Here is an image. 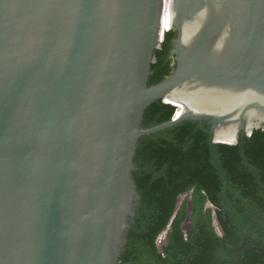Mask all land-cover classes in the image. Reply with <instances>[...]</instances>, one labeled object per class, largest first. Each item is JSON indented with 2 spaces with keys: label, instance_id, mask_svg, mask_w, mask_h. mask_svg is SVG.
<instances>
[{
  "label": "water",
  "instance_id": "obj_1",
  "mask_svg": "<svg viewBox=\"0 0 264 264\" xmlns=\"http://www.w3.org/2000/svg\"><path fill=\"white\" fill-rule=\"evenodd\" d=\"M172 29L175 71L149 86ZM201 82L215 113L143 127ZM185 121L211 147L264 130V0H0V264H122L139 141Z\"/></svg>",
  "mask_w": 264,
  "mask_h": 264
},
{
  "label": "trees",
  "instance_id": "obj_2",
  "mask_svg": "<svg viewBox=\"0 0 264 264\" xmlns=\"http://www.w3.org/2000/svg\"><path fill=\"white\" fill-rule=\"evenodd\" d=\"M177 35L167 31L156 50L149 86L175 71L169 55ZM186 106L157 101L146 110L143 127L166 123ZM209 130V122L185 121L140 139L133 177L141 205L122 264H264V130L212 147Z\"/></svg>",
  "mask_w": 264,
  "mask_h": 264
},
{
  "label": "bare ground",
  "instance_id": "obj_3",
  "mask_svg": "<svg viewBox=\"0 0 264 264\" xmlns=\"http://www.w3.org/2000/svg\"><path fill=\"white\" fill-rule=\"evenodd\" d=\"M204 84H205V82H204ZM221 94H222L221 91H219V93L218 92L217 93L215 92L212 94L208 93L206 90V87L203 85V82H201V84L193 85L192 88L185 87V88L178 89V90L174 91L167 98L169 100L171 99L172 102L175 101V103H177V101H181V102H184L187 104V106L185 108L179 109L177 111L178 114L180 113V115L183 112H186L188 109H193L196 112H199V111L204 112L205 111L207 113H215L216 109L218 108V106L220 105V103L222 102L223 97H224ZM167 98H166V100H167ZM241 102L246 103V101H244V100H242ZM172 104H174V103H172ZM239 104L240 103H238L236 106H234L233 108L228 110L226 113L232 112L233 110L234 111H240L239 110ZM250 120H251V118H250ZM250 120H249V122H250ZM236 133H237L236 125L230 126L226 130H221L219 132L216 140L218 142H222V143H234ZM220 140H224V141H220Z\"/></svg>",
  "mask_w": 264,
  "mask_h": 264
},
{
  "label": "rangeland",
  "instance_id": "obj_4",
  "mask_svg": "<svg viewBox=\"0 0 264 264\" xmlns=\"http://www.w3.org/2000/svg\"><path fill=\"white\" fill-rule=\"evenodd\" d=\"M185 199V196H183L182 198H181V200H180V203H182V201ZM208 207H210V208H212L210 205H208ZM213 209V208H212ZM215 226H216V229H217V231H218V233L220 234V235H222V232H221V229H220V227H219V225H218V222L216 221L215 222ZM189 228H190V219L188 220V222L186 223V225H185V231H186V233H188V231H189ZM165 235V234H164ZM166 238H167V233H166ZM165 236H164V238H163V240H162V243L164 244L165 243ZM162 244V245H163Z\"/></svg>",
  "mask_w": 264,
  "mask_h": 264
},
{
  "label": "built area",
  "instance_id": "obj_5",
  "mask_svg": "<svg viewBox=\"0 0 264 264\" xmlns=\"http://www.w3.org/2000/svg\"><path fill=\"white\" fill-rule=\"evenodd\" d=\"M164 234H165V235H164ZM164 234H163V235L159 238V240H158V244H159L160 246H162V244H163V243H162V240H163L164 236H165V240L167 239V238H166V233H164ZM165 240H164V241H165Z\"/></svg>",
  "mask_w": 264,
  "mask_h": 264
},
{
  "label": "clouds",
  "instance_id": "obj_6",
  "mask_svg": "<svg viewBox=\"0 0 264 264\" xmlns=\"http://www.w3.org/2000/svg\"><path fill=\"white\" fill-rule=\"evenodd\" d=\"M166 104H169V103H166ZM172 105V104H171ZM178 109V108H177ZM178 111V110H177Z\"/></svg>",
  "mask_w": 264,
  "mask_h": 264
}]
</instances>
